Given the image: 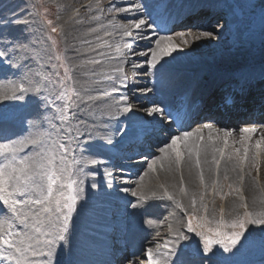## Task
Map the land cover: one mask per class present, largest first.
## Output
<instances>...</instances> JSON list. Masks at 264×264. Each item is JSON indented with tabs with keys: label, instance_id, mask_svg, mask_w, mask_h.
Masks as SVG:
<instances>
[{
	"label": "snow or ice",
	"instance_id": "obj_1",
	"mask_svg": "<svg viewBox=\"0 0 264 264\" xmlns=\"http://www.w3.org/2000/svg\"><path fill=\"white\" fill-rule=\"evenodd\" d=\"M123 2L125 6L117 7L116 13L131 14L133 19L128 25L115 26L120 29L121 42L115 44L114 50L107 40L97 36L99 43L94 47L81 49L75 44H66L65 51L60 52L52 35L58 33V27L52 26V20L45 18L50 32L46 33L44 43L50 42V47L37 50L28 40L33 23L29 8L21 7L20 3L10 6L0 0V78L15 77L8 80L10 87L0 88V264H97L88 257L97 248L100 238L106 237L105 243L110 241L109 246L115 249L122 234H127L134 218L146 207L144 198L140 197L134 204L125 202L109 210L111 221H107L106 214V222H99L100 205L118 190L108 166L116 167L113 161L119 159L120 167H124L123 161L139 154L135 148L157 127L184 126V121L191 117V111L183 104L175 106L161 100L147 107L141 115L128 103L127 90L130 86L139 88L140 84L134 73L130 85L123 65L128 54L134 53L138 41L149 42L150 46L134 53L142 62L132 67L141 71L146 68L145 76L151 74L154 78L153 86L142 88L141 95L175 87L180 77L172 63L176 60L173 54L182 53L184 49L171 35L159 34L171 31L168 25L172 22L173 0ZM217 6L227 9L232 20L219 17L224 23L200 32L193 37V43L214 34L219 37L230 22L236 23L238 35L242 27L251 32L258 23L264 46V0H234L222 5L213 0H190L182 26L205 27L204 10ZM137 15L141 18L135 19ZM108 23L112 25V21ZM96 31L90 28V32ZM109 35L111 33L105 32V36ZM176 35L182 44H189L184 32ZM80 44L90 45L91 42L81 39ZM103 48L109 51H102ZM67 51L73 55H66ZM83 53L92 56L80 59ZM73 60L80 62L72 63ZM33 61L36 67H32ZM113 62L115 66L104 70L105 64ZM259 79L264 80V68ZM254 81L253 76L245 78L241 93ZM113 94H118L119 99ZM235 102L234 96L225 98L227 104ZM138 107L143 105L138 104ZM11 126H18L20 131L12 132ZM204 127L211 130L213 125ZM218 131L224 134V147L202 144V134L184 131L171 135L170 141L158 151L165 157L174 153L175 163L179 164L184 155L181 145H184L190 158L195 155L199 168L201 151L207 152L211 147L221 158L225 155L230 132ZM240 131L254 133L257 129L243 127ZM218 138L210 133L208 140ZM248 138L242 135L241 141ZM189 140H193L191 145ZM262 144L264 141L257 140L255 148L261 149ZM243 150L241 161L247 158V144L243 145ZM233 153L239 155L240 149H233ZM141 159L149 169H154L159 157L149 161L141 155ZM213 163L219 167L220 159L213 156ZM89 165L105 166L106 177L104 184L91 182V191L86 189L83 177L94 178L97 172L96 167L89 169ZM200 182H204L202 172ZM123 191L129 189L123 188ZM180 191H184L182 186ZM160 198L175 200L167 189ZM192 205L195 207V199ZM177 207L182 208V205L177 203ZM241 207L245 208L243 215L230 221L224 219L223 209L219 220L188 213L183 230L179 227L174 232L170 230V238L155 249H147L144 264H264V210L248 211L246 204ZM118 220L123 222L122 227L115 226ZM145 223L152 225L154 221L147 219ZM257 250L258 261L247 258ZM129 264H137V261L132 259Z\"/></svg>",
	"mask_w": 264,
	"mask_h": 264
},
{
	"label": "bare ground",
	"instance_id": "obj_2",
	"mask_svg": "<svg viewBox=\"0 0 264 264\" xmlns=\"http://www.w3.org/2000/svg\"><path fill=\"white\" fill-rule=\"evenodd\" d=\"M174 1V0H173ZM24 2V5L22 4ZM32 0H5V3L9 4L10 6H14L16 3H20L21 7L27 6L29 8V11L31 13L30 19L33 20L32 27L29 30L30 35H28V40L30 41L31 45H34L37 50L40 49H47L48 46L44 43V39L40 36V27L37 25L36 20L34 19L32 15V8L33 3H31ZM105 2V0H38L39 7H45L41 8L42 12L45 14L46 18L53 21L52 26L58 27V33L52 34L53 37L57 40V51L64 52L66 44L72 45L75 44L79 46L81 49L87 48V47H94L96 43H99V41L96 40V37L99 36L104 40H107L109 44L114 46L117 43L121 42V35H120V29L118 27H115L116 25H128L129 21L133 19V16L131 14H117L115 9L117 7H124L125 3L123 0H110L108 6L103 9L102 15H99L100 12H98V6L102 5ZM190 0H183L179 4H173V7L170 10L177 9L178 11L187 10L186 16L188 14V3ZM214 2V1H213ZM60 4L61 8L56 9V4ZM215 3V2H214ZM183 5V7H181ZM52 11H51V8ZM36 12L38 13V8L36 6ZM213 10V7L207 8L204 10L203 16L204 19L208 22H211L212 20L219 18L221 16H225V13L217 11L216 14L211 13L210 11ZM51 11V15H50ZM92 17H99L100 19L98 21H95L92 19ZM141 17L139 15L135 16V19H140ZM109 21H112V25H109ZM185 22V21H184ZM106 24V25H105ZM101 25L103 27H101ZM90 28H96L97 31L95 33L90 32ZM218 28V27H217ZM234 29L237 30V25L234 23L233 26ZM62 30V32H61ZM200 31H191L187 34H196ZM105 32L111 33L109 36H105ZM227 28H225V31L223 34H220L219 37H216L215 34L211 38H201L200 40L195 41L194 43H197L200 47H208L215 41H219L220 43L226 37L225 41L227 40L228 36ZM185 34V36L187 35ZM194 34V35H195ZM198 34V33H197ZM227 35V36H226ZM238 35V34H237ZM240 35V34H239ZM238 35V36H239ZM244 35L241 34V37ZM67 37V39H66ZM189 37V36H188ZM229 37V36H228ZM81 39H86L91 42L90 45H82L80 44ZM129 39V38H125ZM130 42V41H129ZM175 43H178L177 40H175ZM228 43V42H226ZM256 44H261V42H256ZM150 46L149 42H137V45L134 49V53H138L142 50H146V47ZM257 46V45H256ZM102 51H109L107 48L101 49ZM259 52H264V46L258 47ZM128 54V59L125 61L123 67L125 75L129 78V83L131 85L133 75L138 77V83L140 84V87L138 88L139 91L142 90L144 83L146 82L145 79L141 78L140 70L139 69H133L132 65L136 63H141L142 58L138 61L136 55ZM114 54V53H113ZM66 55L72 56L73 53L71 51H67ZM254 55L251 51V49L247 47H243L238 51L236 54L235 52L229 53L226 52L225 54L221 55L226 57L227 59H224L223 57L219 56L217 60V68L222 67H228L232 65L234 62H239L236 66H242L245 65L246 61L245 59L251 57ZM92 56L91 53H83L80 59L90 58ZM237 60V61H235ZM243 60V61H242ZM43 62V61H42ZM79 60H73L72 63H79ZM172 63H176V61H172ZM115 66V62L112 64H105L104 70H107L109 67ZM234 66V64L232 65ZM231 66V67H232ZM32 67H36L34 61L32 64ZM199 67L206 68L208 70H211L212 66L209 64H202ZM146 69V68H145ZM219 71L214 68V72ZM180 80L176 84V86H180L183 84L184 79L179 75ZM218 77H220V80L218 81ZM218 77L215 75L212 76H206L201 79V84L199 87L202 88L204 94L207 92V89L212 83L214 82H221L226 81L227 77L218 75ZM255 77V84L250 85L244 88V94L241 97L240 103L241 105L247 107L250 102H254L257 99V95L262 94L264 95V80L258 79L256 82L257 76ZM245 78L247 77H241L238 81L237 86L241 88L242 85H244ZM15 77L8 75L5 77L0 78V88L3 87H10L8 84V80H14ZM185 82V81H184ZM133 88L130 86L127 90V96H128V103L132 104L133 108L136 110L137 113L143 115L145 112V109L147 108L142 100L140 98H136L132 92ZM115 99H119L117 94H113ZM138 104H142L143 107H138ZM97 118H99V113L96 114ZM244 115L240 114L239 117H244ZM106 118V117H105ZM233 119V118H232ZM89 123H92V119H89ZM244 124L245 122H241ZM247 125V124H245ZM219 129H208L204 128L199 133L203 135L204 140L201 142L202 144H210L215 147H221L220 144H224L223 141V132H219ZM12 132H19L20 128L18 126H11ZM211 133L214 137H219L218 139H215L213 141H209L208 137ZM237 134L233 133L231 134V138L228 139V147L225 149V155L223 158L220 157V154L218 152L213 153L211 150V147L208 148L207 152L201 151L200 154V167L197 168L195 164L196 157L193 154L191 158L189 157V154L187 153L184 145H181V150L184 152V155L180 161L179 164L175 163V156L165 157L164 154L159 156L158 163L155 164L154 170H151L147 167H145V172L142 175H137L134 180L132 181V184L125 187L128 188V192H124L123 190H120L117 194H115L113 197L109 198L108 201L102 202V204L99 207V222L101 224L105 223V203L112 201L116 203V206H123L125 202H130V191L132 192H139V194H143V196L148 197V203L150 201H153L151 198V195L153 193H156V196L163 195V192L165 189L174 196V201H169L166 199H163L164 203L162 204H150L145 207V209L137 214V216L133 220V226H134V233L133 231H128L126 235L122 234L123 237H126L125 243H129L135 236L136 238L141 237L142 234H145L149 230H156L160 231L163 229V227H160L159 218L161 215V212L167 210L166 208L169 207V209L172 211H175L177 209V203L182 205V208H178L179 215L182 213H188L189 211L197 212L199 211L200 207L199 205H203V201H206L205 196L209 198L213 196L212 199L216 198L218 194H221V190L224 189V184L231 185V183H236L238 188L240 189L242 195H240L247 205V209L249 211L255 212L259 210H264V173H262V167L259 169V171L253 172V161H252V152H249L247 155V164L244 165L243 161L236 160V155H231L232 158L229 157L228 153L230 149L233 146H236L240 149V153H244V150L242 148L243 142L238 140L235 136ZM249 135V134H248ZM262 140V138H261ZM253 142V141H252ZM193 143V140H189L188 144L191 145ZM250 148L253 145L249 144ZM169 151V150H168ZM264 152V149L261 153ZM213 156H215L217 159H220L219 167H217L213 163ZM264 156L257 155L256 160H262ZM264 160V159H263ZM262 160V162H263ZM144 168V167H143ZM142 168V169H143ZM103 172L105 171V167L101 169ZM258 170V169H257ZM203 173L204 182L201 184L200 182V173ZM86 181L85 187L87 190L91 191L90 189V183L95 181L100 184H104L106 177H91V176H85L83 177ZM115 179H117L118 183L122 179L120 176H115ZM122 184V183H119ZM181 186L184 188V191H180ZM124 188V186H123ZM203 197V199H201ZM195 199V207L192 205V201ZM211 199V200H212ZM208 200V199H207ZM120 201V203L118 202ZM262 201V202H261ZM119 203V204H118ZM131 204V203H130ZM223 205V204H222ZM223 212L225 217H231L233 218L236 213H230L232 211H235L232 207V204L225 202L223 205ZM217 213V209L214 210L212 207H209L207 209V215L210 217ZM147 219H152L154 223L152 225H149L145 223ZM107 221H111V217L107 218ZM123 226V222L121 221V226ZM171 231L174 232L175 230L171 228ZM152 236V235H151ZM157 237H163L160 233L157 235ZM155 238V237H154ZM170 238V236L168 237ZM156 239V238H155ZM157 240V239H156ZM156 240H152L151 237L148 238L147 244L145 246H140V252L139 255L143 256L144 253L147 251L148 248H155L157 246ZM107 244V243H105ZM120 259L118 258L116 261L118 262Z\"/></svg>",
	"mask_w": 264,
	"mask_h": 264
},
{
	"label": "rangeland",
	"instance_id": "obj_3",
	"mask_svg": "<svg viewBox=\"0 0 264 264\" xmlns=\"http://www.w3.org/2000/svg\"><path fill=\"white\" fill-rule=\"evenodd\" d=\"M234 2V1H233ZM33 5L36 6V4L38 3V0H32ZM61 8L60 4H56V9L57 8ZM106 8L105 6L99 5L98 6V12H100L99 15H102L103 13V9ZM35 8H32V15L34 17V19L36 20L37 25H39L41 31H40V36L46 40V33L49 32V29L47 27V25L45 24V22L42 20V18L38 15V13L36 12V10H34ZM209 30H212L213 28H208ZM248 31V30H247ZM248 38L245 41H241V38H237L236 36H234L235 41L228 42V43H219V41H216L214 44L209 45L208 47H200L197 43H193V37L194 36H198L199 34H190L185 36L188 40H189V44H182L181 39L179 40V45H181V47L184 49V52L182 53H178L179 56H181L182 58L184 57H193L194 59H203V58H214L215 60H218V57L225 54L226 52H229L230 54L235 52L236 54L238 53V51L240 49H242L244 46L251 49L252 53L255 54V56H259L261 55L262 52H259L258 48L256 47V42H261L260 39V33H259V25L257 23V25L255 26V29L251 32L248 31ZM189 36V37H188ZM228 38V37H227ZM229 39V38H228ZM48 47H50V42H48L46 44ZM224 59H227L224 56H221ZM254 57V56H252ZM144 72L145 71H141L142 76L144 77ZM135 90H133V93H135ZM264 159V157H263ZM264 161V160H263ZM259 164V167L253 170L259 171V169L262 167V173H264V162L260 165L259 162H257ZM258 169V170H257ZM255 172V171H253ZM128 182V181H127ZM120 187H118L119 189ZM122 189V188H121ZM120 190V189H119ZM239 188L237 186L236 183H231V185L228 184H224V189L221 190V194H219L216 198L217 199H212L211 202H208L210 200H207L210 198L205 196L206 201H203L202 203L204 204V206H206V208L208 209L209 207H212L214 210L217 209V212L220 211L219 208H223L222 204H223V199L225 200V202L231 203L232 207L234 208L235 211H232L230 213H236L235 216L233 218H236L237 216H242L245 208L241 207V205L245 202L242 201V197L240 195H242L241 191L239 192ZM119 192V191H117ZM264 193V190H263ZM159 197V195L157 196ZM155 200V199H154ZM144 201H146V198L144 199ZM262 202V201H261ZM146 204V203H145ZM154 204V203H152ZM146 205H150V204H146ZM201 207V206H200ZM264 207V206H263ZM248 210V209H247ZM249 211V210H248ZM170 210H168V217L170 216ZM193 214H195L198 217L201 216H205L206 214L202 212V210L200 209L198 212H194ZM221 214L217 213L216 216L214 217L213 220H219L220 219ZM208 217V216H207ZM231 217H224L225 220L230 221L231 219H233ZM209 220H211L208 217ZM181 221H182V225H185V214L182 215L181 217ZM210 226H214V225H210ZM160 227H162V223H160ZM175 225H172V228H174ZM166 230V228L163 230L162 233H164ZM154 231V232H153ZM151 233L154 234L152 238L156 237L157 233L159 232H155L156 230H153ZM168 233V232H167ZM149 234V231L146 232V236ZM171 234V233H170ZM250 260H254V261H258L260 259V254L259 251H254L252 253V255H250L249 257H247Z\"/></svg>",
	"mask_w": 264,
	"mask_h": 264
}]
</instances>
